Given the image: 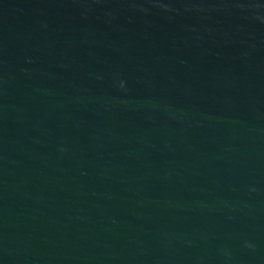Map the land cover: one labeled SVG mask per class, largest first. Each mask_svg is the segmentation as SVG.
<instances>
[{"label": "water", "instance_id": "water-1", "mask_svg": "<svg viewBox=\"0 0 264 264\" xmlns=\"http://www.w3.org/2000/svg\"><path fill=\"white\" fill-rule=\"evenodd\" d=\"M0 264H264V0H0Z\"/></svg>", "mask_w": 264, "mask_h": 264}]
</instances>
